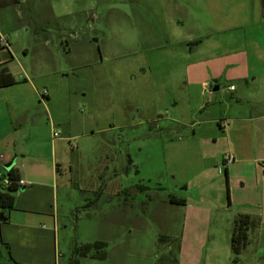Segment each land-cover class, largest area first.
<instances>
[{
    "label": "rangeland",
    "instance_id": "obj_1",
    "mask_svg": "<svg viewBox=\"0 0 264 264\" xmlns=\"http://www.w3.org/2000/svg\"><path fill=\"white\" fill-rule=\"evenodd\" d=\"M258 1L35 0L29 4L24 23L36 32L35 25L44 22L46 27L37 30V36L50 39L47 49L51 53L45 64H33V83L36 90L48 91L50 99L44 101L46 111L38 99L23 100L17 109L0 112V140L10 142L11 148L33 149L42 160L49 157L51 140L59 162L68 163L59 174L57 253L53 235L52 247L45 251L46 262L113 264L76 254V249L102 242L107 235L104 227L119 210L114 195L120 181L114 174L121 173L130 154L141 171V187L136 192L140 221L135 219V229L133 223H125V233L116 230L121 226L116 221L113 239L89 253L108 255L120 248L126 250L123 264H180L177 244L162 236L173 231L178 238L182 231L180 219L170 218L163 206L173 190L181 194L169 176V142L189 131L179 121L196 126L209 113H197L187 102L184 82L190 61L182 55L190 48L184 42L190 32L204 31V27L245 23L252 25L247 41L255 36L264 43ZM38 4L47 11L45 15L37 12ZM56 5L55 13L61 17L55 18L51 7ZM177 28L181 31L176 38L166 37ZM232 28L221 38L242 33ZM155 34L158 42L153 39ZM156 43L165 49L154 51ZM174 104L177 109L172 113ZM219 109L224 113L226 107ZM29 120L40 122L35 134L27 126ZM18 124L21 127L14 130ZM46 124L53 125L58 137H49ZM0 171L7 174L9 169L5 165ZM110 202L116 203L108 207ZM40 226L54 231L52 220ZM219 229L223 234L216 242L227 248L226 237L230 239L233 225L223 221ZM256 229L249 232L250 242L239 257L240 264H264V237L257 246ZM209 243L212 239L196 238L187 247ZM0 264H17L4 247Z\"/></svg>",
    "mask_w": 264,
    "mask_h": 264
},
{
    "label": "crops",
    "instance_id": "obj_2",
    "mask_svg": "<svg viewBox=\"0 0 264 264\" xmlns=\"http://www.w3.org/2000/svg\"><path fill=\"white\" fill-rule=\"evenodd\" d=\"M33 1L0 0V38L8 43L5 46L0 41V72L6 71L15 81L11 86L0 88V112L3 113L17 109L23 100L30 103L38 99L43 103L38 104L46 111L44 101L50 99L48 91L45 99H41L39 95L44 91L36 90L33 83L36 77L33 64L43 65L51 56L47 49L50 39L37 36V30L46 27L44 22L35 25L36 32L24 23ZM258 2L257 15L259 20H264V1ZM37 6V12L45 15L47 11L40 8V4ZM55 7L57 5L51 7V12L55 18L61 17L55 13ZM230 28L240 29L242 33L228 40L221 38ZM251 28L252 25L245 23L212 25L204 27V31L190 32L184 42L190 48L189 53L182 55L183 60L190 61L184 82L187 102L193 111L202 114L209 110V113L202 122H196V126L179 121L189 131L169 142L168 155L172 162L169 176L181 194L173 190L163 206L170 218L180 219L182 231L178 238L173 231L162 236L172 245L177 244L180 264H240V258L234 262L230 245L219 247L216 242L223 234L219 225L223 221H231L233 225L238 215H249L257 221V246L264 237V43L255 36L247 41V30ZM173 31L166 37L176 38L181 29ZM158 38L156 34L153 37L157 42ZM155 46L154 51L165 49L158 44ZM216 88L218 90L214 91ZM209 105L215 106L209 109ZM220 106L226 107L224 113ZM176 109L174 104L172 113ZM47 116H50L49 110ZM26 123L35 134L40 122L29 120ZM45 126L49 137H54L53 125ZM20 127L18 124L14 130ZM48 143L52 146L49 157L42 160L33 149L19 150L16 145L11 148L10 142L0 140V170L15 161L12 169L28 183L21 188L24 190L17 192L13 210H0L4 248L17 264H51L46 262L45 251L48 246L51 249L53 235L57 251L59 174L68 163L59 162L54 142L48 140ZM126 156L121 173L114 174L120 181L114 195L118 197L119 210L115 218L110 216L111 223H105L107 235L100 239L103 243L113 239L116 221L121 224L116 230L122 232L125 223H133L135 229V219L140 221L136 209L141 208V203L136 201V192L141 187V171L132 156ZM226 156H231L233 162L226 163ZM171 199L185 200V203H171ZM50 220L54 231L40 226ZM229 232L231 235L232 229ZM229 237H226L228 243ZM196 238L212 239V243L188 248V242ZM125 252L120 248L109 252L103 262L123 264Z\"/></svg>",
    "mask_w": 264,
    "mask_h": 264
},
{
    "label": "trees",
    "instance_id": "obj_3",
    "mask_svg": "<svg viewBox=\"0 0 264 264\" xmlns=\"http://www.w3.org/2000/svg\"><path fill=\"white\" fill-rule=\"evenodd\" d=\"M264 1V0H263ZM15 81L6 74V71L0 72V88L11 86ZM21 178L17 171L11 169L7 174H1L0 171V210H13L15 208L16 194L23 188L19 185ZM8 181L9 185L5 182ZM171 203L184 204L185 200L176 201L171 199ZM257 221L249 215H238L233 222V229L231 234L230 246L234 255V262L239 261V257L249 244V232L253 227H256ZM1 233H0V251L5 247ZM105 243L96 242L94 244H86L81 249H76V254L81 253L83 256H90L92 259L105 260L107 258L106 252L89 253L93 249H102Z\"/></svg>",
    "mask_w": 264,
    "mask_h": 264
},
{
    "label": "built area",
    "instance_id": "obj_4",
    "mask_svg": "<svg viewBox=\"0 0 264 264\" xmlns=\"http://www.w3.org/2000/svg\"><path fill=\"white\" fill-rule=\"evenodd\" d=\"M0 41L3 42V43L5 44V46H8V43H7L6 39H4V38H0ZM230 89H231V90H234V87H231ZM39 96L41 97V99H45V97L47 96V91L44 90L43 94H41V95H39ZM56 136H58V134H57V133H54V137H56ZM225 161H226V163H232V162H233V158H232L231 156H226V157H225ZM5 184H6V185H9V182L6 181ZM19 185H20L21 187H25V186L28 185V183H26V182L23 181V180H20Z\"/></svg>",
    "mask_w": 264,
    "mask_h": 264
},
{
    "label": "water",
    "instance_id": "obj_5",
    "mask_svg": "<svg viewBox=\"0 0 264 264\" xmlns=\"http://www.w3.org/2000/svg\"><path fill=\"white\" fill-rule=\"evenodd\" d=\"M217 90H218L217 88L214 89V91H217ZM14 163H15V161H13V163H11L10 165H8L7 168H8L9 170H11L12 167L14 166ZM21 190H24V189H21Z\"/></svg>",
    "mask_w": 264,
    "mask_h": 264
}]
</instances>
